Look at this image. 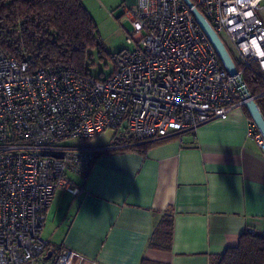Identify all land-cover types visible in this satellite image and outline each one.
<instances>
[{
  "label": "built area",
  "instance_id": "built-area-1",
  "mask_svg": "<svg viewBox=\"0 0 264 264\" xmlns=\"http://www.w3.org/2000/svg\"><path fill=\"white\" fill-rule=\"evenodd\" d=\"M190 1L227 48L234 75L182 0H136L125 9L127 47L104 79L0 52V264L84 263L68 248L46 260L41 237L55 193L80 191L67 173L85 176L92 158L87 145L62 142L106 130L126 141L160 139L255 100L243 72L264 81V0ZM251 123L248 136L264 151Z\"/></svg>",
  "mask_w": 264,
  "mask_h": 264
},
{
  "label": "crops",
  "instance_id": "crops-1",
  "mask_svg": "<svg viewBox=\"0 0 264 264\" xmlns=\"http://www.w3.org/2000/svg\"><path fill=\"white\" fill-rule=\"evenodd\" d=\"M113 2L109 10L120 7L124 17L136 4ZM251 122L243 106L130 149L114 146V133L105 146L85 144L95 159L86 177H70L77 195L55 193L41 234L47 254L68 248L83 264H210L243 233L264 236V151L248 136ZM53 209V233L43 238ZM164 214L173 221L171 250L150 249Z\"/></svg>",
  "mask_w": 264,
  "mask_h": 264
},
{
  "label": "trees",
  "instance_id": "trees-1",
  "mask_svg": "<svg viewBox=\"0 0 264 264\" xmlns=\"http://www.w3.org/2000/svg\"><path fill=\"white\" fill-rule=\"evenodd\" d=\"M91 51L101 54L103 49L96 24L81 0H0V52L5 56L27 57L34 67L72 64L80 74L89 75L86 66ZM243 81L264 116V81L250 70L243 72ZM118 139L114 146L120 149L135 146V141ZM88 140L80 141L85 145ZM95 151L91 150L83 177L88 175ZM172 239V216L164 214L154 226L148 247L170 251ZM140 264L153 263L143 259ZM210 264H264V236L243 233L236 246L211 257Z\"/></svg>",
  "mask_w": 264,
  "mask_h": 264
},
{
  "label": "rangeland",
  "instance_id": "rangeland-1",
  "mask_svg": "<svg viewBox=\"0 0 264 264\" xmlns=\"http://www.w3.org/2000/svg\"><path fill=\"white\" fill-rule=\"evenodd\" d=\"M82 1L84 2V5H86L85 7L88 8L91 17L93 18L96 24L99 41L103 49V52L101 54H98L96 51L90 52V59L87 60V66H86L87 71L88 74L94 78L104 79L110 76L113 71V67H114L113 57L116 56L122 49L127 47L126 45L127 32H129L132 27L130 22L128 20H125L124 16H122L120 7L117 8L113 7L112 9L109 10L110 5L112 7V4L114 3L113 0H107V1L102 0L103 2L96 1L98 4L95 3L94 1H92L91 4L88 3L90 0H82ZM117 1L118 0H116V4ZM113 133L114 132L112 130H106L103 133L89 139L86 142V144H88L89 146H105L107 145V143H109ZM62 143L66 145H74V146L82 145L79 139H70ZM67 176L69 178L72 176L80 177L71 172H68ZM60 192L61 191L56 192V195L57 193ZM53 213H54V209L49 215L50 222L49 221L47 222V225L44 230V234L42 235L43 238H45L46 231L49 233V235L53 233L55 227V222L51 220V218L55 217ZM46 264H51V261L50 260L47 261Z\"/></svg>",
  "mask_w": 264,
  "mask_h": 264
},
{
  "label": "water",
  "instance_id": "water-1",
  "mask_svg": "<svg viewBox=\"0 0 264 264\" xmlns=\"http://www.w3.org/2000/svg\"><path fill=\"white\" fill-rule=\"evenodd\" d=\"M190 9L194 17V20L200 30L203 32L207 38L210 45L213 47L221 65L223 68L231 75L236 73V66L229 54L227 48L223 44L222 40L219 38L213 27L205 19V17L197 10V8L192 4L190 0H182ZM243 106L247 109L258 133L261 135L264 141V116L261 113L258 105L254 99H249ZM51 258V254L48 253L46 260Z\"/></svg>",
  "mask_w": 264,
  "mask_h": 264
}]
</instances>
